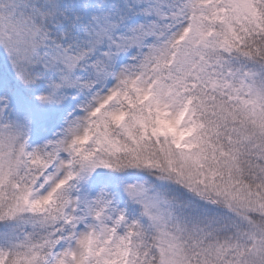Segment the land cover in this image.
I'll return each mask as SVG.
<instances>
[{"label":"rangeland","instance_id":"374dc122","mask_svg":"<svg viewBox=\"0 0 264 264\" xmlns=\"http://www.w3.org/2000/svg\"><path fill=\"white\" fill-rule=\"evenodd\" d=\"M256 6L0 0V211L10 208L0 264H42L51 252V264H91L100 242L122 258L133 251L124 202L154 236L158 264H264V58L256 67L232 54L264 37ZM230 59L238 66L211 71ZM120 161L138 173L103 197L99 178ZM41 175L32 204L56 199L43 221L26 217L20 192V179Z\"/></svg>","mask_w":264,"mask_h":264},{"label":"trees","instance_id":"16d2710c","mask_svg":"<svg viewBox=\"0 0 264 264\" xmlns=\"http://www.w3.org/2000/svg\"><path fill=\"white\" fill-rule=\"evenodd\" d=\"M255 2L257 3L256 8L260 11H263V15H264V0H255ZM245 39V37H244ZM246 40V42H245ZM245 40H241V43H245V46H240L237 50H235L232 54L237 56V58L241 61H243L245 64H253L254 66L258 67L257 63H255V61H252V59H255L257 53L260 54L262 56V58H264V37H262L261 39H256L254 37H252L251 35L247 36ZM248 59H251L250 62H248ZM233 60L230 59V62H228V64H224L220 63L219 64L213 62L211 65V71L215 70V74L217 73H221L224 70V66H229V68L234 69L233 66L237 67L238 63L236 64V62H232ZM233 65V66H232ZM210 71V72H211ZM132 106V103L126 98L125 101L122 102L121 106H120V111L122 112L123 116L125 117L128 110L130 109V107ZM203 120H206L209 116L207 114L205 115H200ZM121 123L118 122L116 124L113 125V127L111 128V130L117 134V129L121 128ZM226 136H229L228 131L225 132ZM122 137L125 140H129L128 136L126 135H122ZM93 139V135H91L90 133L87 134V141L92 140ZM230 139V138H229ZM90 150L95 151L96 147L94 146V144L91 145ZM74 165L77 166V162L74 161ZM119 165H124L121 161L119 163H117L115 166H111L110 171L107 173L106 175V179L109 181L108 184V188L111 186H113L114 181L115 180H121L123 178V173L127 172H134V173H138L136 171H130L128 172L127 169L120 167ZM251 172V168L250 167H246L245 168V174L247 177H249V174ZM141 174V173H140ZM76 175V170L73 171L72 173V177H74ZM137 177V176H135ZM24 182V184H22L23 190L20 189V192L22 193V196L25 197L26 200V204H27V210H26V217L27 218H32L34 220H41L43 221L44 216H46L47 212L52 208L53 206V202L48 203V205H45L44 207H38L32 204V199L35 197L37 188H38V181H35L34 183H32V185H29V182L27 181V177H24L22 179H20V182ZM20 184V183H19ZM17 183V186L19 185ZM107 188V189H108ZM27 190V192H25ZM188 206H185L183 208V213L180 212V222H183L182 224H184V222L189 223L188 221V214L185 213V211L187 210ZM10 211L9 207L6 208H2V210L0 211V218L4 215V214H8ZM127 214L126 217L129 219L128 221V226L131 228L130 230H128V233L130 234V237L133 239L132 240V247H133V252L127 257H124L122 259H120L119 257L117 258L115 249L113 247H109L107 244H96L95 245V255H94V261L93 264H158L159 263V252L157 250L156 247V242L154 239V236L152 234H150V232L148 231V229L145 226H136L134 223L136 221V219L133 217L135 215V210L134 209H128L127 210ZM11 218V217H9ZM21 219V218H19ZM10 219H0V224L4 223L5 221H8ZM187 220V221H186ZM183 228H186V224L183 226ZM184 230V229H183ZM2 244V243H0ZM4 252L2 246L0 245V253ZM52 258H50L51 260ZM49 259L47 261H45V264H48Z\"/></svg>","mask_w":264,"mask_h":264}]
</instances>
